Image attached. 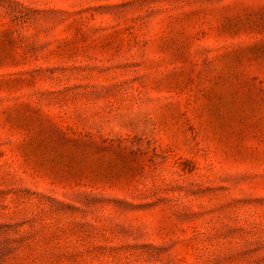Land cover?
Listing matches in <instances>:
<instances>
[{
    "label": "rangeland",
    "instance_id": "obj_1",
    "mask_svg": "<svg viewBox=\"0 0 264 264\" xmlns=\"http://www.w3.org/2000/svg\"><path fill=\"white\" fill-rule=\"evenodd\" d=\"M0 264H264V0H0Z\"/></svg>",
    "mask_w": 264,
    "mask_h": 264
}]
</instances>
